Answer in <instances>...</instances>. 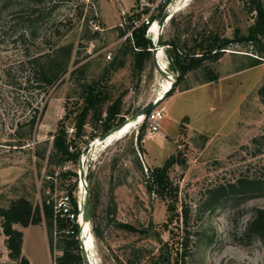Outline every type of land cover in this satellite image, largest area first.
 Masks as SVG:
<instances>
[{
	"label": "rangeland",
	"instance_id": "rangeland-1",
	"mask_svg": "<svg viewBox=\"0 0 264 264\" xmlns=\"http://www.w3.org/2000/svg\"><path fill=\"white\" fill-rule=\"evenodd\" d=\"M259 3L261 10L248 0H47L38 6L0 0V206L21 196L42 203L67 188L79 209V161L50 163L49 155L54 152L51 133L81 104L83 83L124 59L106 84L114 98L123 95L122 116L130 117L161 97L170 78L177 79L178 57L193 49L202 56L199 46L208 38L231 41L236 32L242 36L254 30L264 14V0ZM144 26L152 41L160 35L157 58L172 76L155 69L152 47L145 67L136 73L134 32ZM257 35L264 43V35ZM249 46L242 43L240 53L224 52L218 61L207 59L189 71L174 94L156 107L164 114L157 133L149 132L142 116L100 140L102 123L95 126L88 119L86 136L76 143L83 151L92 141L84 159V175L93 171L97 186L94 214L84 227V241L91 236L93 242L91 252L86 247L91 264H128L137 247L147 252L138 264H264V244L243 234L255 208L264 209V197L238 199L215 210L200 208L208 188L264 174V151L256 153L252 142L264 128V104L257 93L264 83V50L258 53L255 43ZM33 55H43L53 86L27 91L16 84L33 73L26 63ZM210 70L219 75L217 81H208ZM35 113L34 131L19 127ZM185 116L189 120L184 122ZM73 118L64 119L68 139L76 133ZM145 120L143 151L137 135ZM37 150L45 157L39 158ZM178 150L186 163L169 172L178 187L174 202L169 195L149 193L145 175ZM112 190L115 214L107 211ZM41 225H16L24 231L23 253L31 264H55L62 253L60 234L56 227ZM96 227L103 239L95 235ZM5 240L0 232V264H13Z\"/></svg>",
	"mask_w": 264,
	"mask_h": 264
},
{
	"label": "trees",
	"instance_id": "trees-1",
	"mask_svg": "<svg viewBox=\"0 0 264 264\" xmlns=\"http://www.w3.org/2000/svg\"><path fill=\"white\" fill-rule=\"evenodd\" d=\"M29 5H41L47 0H23ZM154 1V0H150ZM251 4L256 5L259 10L260 0H248ZM140 3L141 0H136ZM149 9V7H145ZM254 30L249 31L247 35H239L236 32V38L233 40L240 41L242 43H247L252 40L256 45V51L262 52L264 50V43L257 35V33L264 35V14L260 13V17L257 21ZM146 26L142 27L140 31L138 29L134 32V42L135 49H133L134 55V69L137 74H140L145 67L146 62L149 60L151 50L149 48L152 46V40L145 36ZM261 36V35H260ZM228 40H220L218 37L208 38L205 45L199 46L200 52L203 53L202 56L198 55L195 49L192 52L185 54V58H179L178 67L179 75L176 81L173 83L170 91L167 93L166 98L172 96L177 89V86L184 79L185 75L196 68L204 65V61L207 59L218 61L223 56V51L221 50ZM161 42L162 39H161ZM169 44V43H165ZM173 45V44H172ZM174 46V45H173ZM187 56L189 58H187ZM43 55H33L27 60V64L34 70L32 74L25 75L24 79L16 83L19 88L30 91L31 88H43L46 89L54 85L53 77L50 76L46 70L45 59ZM189 59V60H188ZM257 64V63H254ZM124 65V59H120L117 64L112 63L109 69H106L103 74L92 82L83 83V94L81 96V104L79 107L70 113L65 115L60 122L53 136V154L49 155L50 163H63L67 160L73 159L75 162L79 161V157L82 151V147L77 146L76 140L82 139L86 136L85 125L88 119L91 120L98 126L102 123L103 130L102 134L111 130L113 127L118 125V120H124L122 116L124 101L123 95L114 98L106 84V81L110 78V71L117 69ZM211 77L208 81H217L219 75L213 73L210 70ZM37 84L32 83V80ZM257 93L261 102L264 104V83L258 88ZM38 112V109L35 111ZM32 115L30 119L21 123L19 127L28 126L30 131H34L35 125L37 123V115ZM74 115L75 120V130L76 133L73 139H68L67 129L65 128L64 119H69L70 116ZM105 114V115H104ZM146 119V117H145ZM189 117L185 116L182 121H188ZM147 128L146 120L140 126V130L137 135V143L140 148L145 151L143 146V139L145 136V131ZM185 131V128H184ZM94 135L93 137H95ZM254 146H257L256 153H262L264 151V128L261 134L255 136L252 139ZM26 143H21L20 145H25ZM72 145L74 150H70L69 146ZM135 152V151H134ZM36 155L39 158L45 157L44 151L37 150ZM138 166L142 167V163L138 157L135 161ZM186 157L181 150H178L176 154L170 155L161 167H150L148 168L149 173L145 175L146 188L149 193H156L158 196L163 197L164 195H169L174 202H178V187L174 186L169 178V172L171 168L176 165H185ZM89 179V192H90V212L93 216V210L97 201V186L94 179L93 171L88 174ZM248 197H264V174L259 175H242L238 177L235 181H228L218 183L213 187L207 189L205 193V199L201 204L200 208L205 210H215L216 208L225 205L229 202H234L235 200ZM112 205L108 207L109 214L116 213V204L114 202L113 190L111 191ZM71 205L72 212L75 216V220H71L69 217L57 216L55 218L54 202L50 200L48 202V197H44L42 203H34L30 198L21 196L17 199L11 201L8 207L0 206V232L6 236V246L8 248V255L13 260V264H31L29 259L23 253V241L24 232L23 230L16 227V225H21L22 227H29L31 225L46 223L47 227H56V230L60 234L62 242V253L58 255L55 259V264H85L84 258L82 256L81 247L78 239L79 224L77 222V216L79 214L78 203L74 196L71 194ZM185 208V207H184ZM185 219H189V210L184 209ZM125 227V226H124ZM130 230H134V227H129ZM69 231V232H67ZM141 232L143 229H141ZM244 236L251 239H258L264 244V209L255 208L252 218L247 223ZM95 235L99 239H103V231L96 227ZM187 242V241H186ZM187 245V244H186ZM186 251L183 249L181 256L185 257ZM147 252L144 247H137L133 249V256L128 257L126 263L128 264H138L144 259Z\"/></svg>",
	"mask_w": 264,
	"mask_h": 264
},
{
	"label": "water",
	"instance_id": "water-1",
	"mask_svg": "<svg viewBox=\"0 0 264 264\" xmlns=\"http://www.w3.org/2000/svg\"><path fill=\"white\" fill-rule=\"evenodd\" d=\"M152 48L151 50L153 51V55H152V61L153 64L155 66V69L158 71V73H160L163 77H170L172 75H170V73L164 69L157 58V50L159 47H161V37L160 35L158 36L157 40L154 42L152 41ZM176 81V79L173 78V83ZM169 92V91H168ZM167 92V93H168ZM166 93V95H167ZM160 99H156L151 101L150 103L146 104L145 106H143L142 108H140L138 111H136L135 113H133L130 117H126L121 123H119L118 125H116L115 127H113L111 130L103 133L102 135H100L98 138L100 140H105L113 131H115L116 129L120 128L128 119L134 120L137 119L140 115H144L145 117L153 110L155 109L158 104L160 103ZM91 142H89V144L83 149L80 158H79V166H80V176L82 177V179L84 180L85 186H86V196H85V201L83 204V209H82V214H83V219L86 222L91 223V212H90V192H89V185L86 182V175H84V159L87 156L90 147H91ZM82 230L83 227H81V225H79V232H78V239H79V243H80V247H81V252H82V256L84 258L85 264H91V261L89 259L88 256V252L84 243V240L82 238Z\"/></svg>",
	"mask_w": 264,
	"mask_h": 264
},
{
	"label": "built area",
	"instance_id": "built-area-1",
	"mask_svg": "<svg viewBox=\"0 0 264 264\" xmlns=\"http://www.w3.org/2000/svg\"><path fill=\"white\" fill-rule=\"evenodd\" d=\"M144 0H141L143 2ZM149 4V3H146ZM98 29L99 27L96 26ZM242 42L236 41V40H231L229 43H227L221 50L223 52H234V53H240L241 50L239 49L241 46ZM247 45L249 47L254 46V42L252 40L247 42ZM252 54L251 52H247ZM108 58H112V53L110 52L108 54ZM164 118L163 111L160 109H153L147 116L146 119L148 120V129L150 133H157L160 130V123L162 119ZM70 150H74V147L72 145L69 146ZM65 170H68L71 168L70 165H64L63 167ZM80 174V173H79ZM82 177L80 176V181H82ZM84 181V180H83ZM51 191L49 190L48 193ZM55 193V192H54ZM53 194V193H52ZM50 200H53L54 202V211H55V218L59 216H65L69 217L71 220H75V216L72 212V205H71V193L70 191L66 188L63 191H61L59 194H55L54 199L48 198V202ZM80 209V207H79ZM69 232V231H67Z\"/></svg>",
	"mask_w": 264,
	"mask_h": 264
},
{
	"label": "bare ground",
	"instance_id": "bare-ground-1",
	"mask_svg": "<svg viewBox=\"0 0 264 264\" xmlns=\"http://www.w3.org/2000/svg\"><path fill=\"white\" fill-rule=\"evenodd\" d=\"M152 23H153V22H152ZM152 23H151V24H152ZM151 24H150V25H151ZM172 85H173V78H170V79L167 81L166 85H165V89H164V92H165V93H164L161 97L158 98V99H160V101H163V99L166 97V93H167L168 91H170ZM158 99H157V100H158ZM142 116H144V115H140L137 119H134V120H138V119H140ZM130 121H132V120H131V119H128V121H127L126 123H124L120 128L116 129V130L113 131V132L118 131V130L121 129L122 127H123V130H125V129H127V127H129V126H133V125H135V123H136L135 121H132V122H130ZM83 191H84V192H83ZM79 195H80V196H79V207H80V211H79V214H78V219H77V221H78L79 225H81V227H83V230H82V238H83V240H84V227H85V224H86V223L89 224V222L84 221V219H83V214H82L83 204H84L85 196H86V186H85V183H84L83 180L80 181V194H79ZM88 233H89V232H88ZM86 238H87V240L84 241V243L86 242V247H87L88 250L91 252V250L93 249L92 238H91V236L86 237Z\"/></svg>",
	"mask_w": 264,
	"mask_h": 264
},
{
	"label": "crops",
	"instance_id": "crops-1",
	"mask_svg": "<svg viewBox=\"0 0 264 264\" xmlns=\"http://www.w3.org/2000/svg\"><path fill=\"white\" fill-rule=\"evenodd\" d=\"M36 225H40V226H42L41 224H36ZM43 227V226H42ZM44 228V227H43ZM24 232V231H23ZM24 242V241H23Z\"/></svg>",
	"mask_w": 264,
	"mask_h": 264
}]
</instances>
